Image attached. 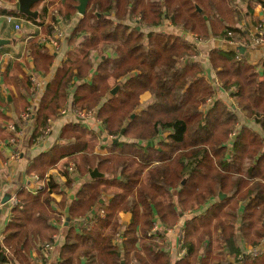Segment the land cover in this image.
<instances>
[{"label": "trees", "instance_id": "16d2710c", "mask_svg": "<svg viewBox=\"0 0 264 264\" xmlns=\"http://www.w3.org/2000/svg\"><path fill=\"white\" fill-rule=\"evenodd\" d=\"M79 1L49 0L39 22L22 15L42 28L27 47L36 71H47L53 64L41 33L53 38L59 21L69 22L75 16ZM239 4L249 12L264 1H89L69 46L85 35L89 38L68 54L46 89L33 136L45 135L49 122L61 116L72 86L76 89L73 110L93 113L100 100H107L98 117L114 139L107 156H99L94 154L96 137L81 124L69 125L64 130V136L74 139L69 154L53 150L29 170L44 176L69 155L64 167L74 163L81 176L95 168L107 174V180L85 185L72 205L73 218L94 213L87 229H69L58 264H120L122 260L126 264H264V255L251 259L241 247L255 248L264 239V137L240 127L231 140L237 116L217 98L195 48L196 42L210 39L236 45L246 41L247 32L240 29L246 11ZM166 27L174 33L165 32ZM237 46L234 53L212 50L209 64L224 93L264 134V63L251 65ZM93 53L101 62L91 83H71L90 76ZM4 81L19 91L32 92V82L19 79L17 71L9 69ZM116 87L117 95L110 97ZM146 94L152 102L142 107L141 97ZM4 105L0 100V107ZM59 192L52 179L38 196L24 190L17 194L19 202L0 239V264H32L33 242L41 248L54 241L59 220H53V202ZM103 192L113 197L106 207L101 206ZM207 206L186 221L184 257L172 260L161 247L153 261L148 258L154 237L148 234L156 224L163 230L174 228L186 213ZM126 214L131 221L123 224L120 218Z\"/></svg>", "mask_w": 264, "mask_h": 264}, {"label": "crops", "instance_id": "0c3cea01", "mask_svg": "<svg viewBox=\"0 0 264 264\" xmlns=\"http://www.w3.org/2000/svg\"><path fill=\"white\" fill-rule=\"evenodd\" d=\"M61 1L62 0H54L55 3H60ZM48 2L49 0H46L36 10L39 15L38 18L34 20H37V22H39L40 15L43 14V11L48 6ZM259 14L260 17H257V19L261 22L255 21L252 23L250 18H248L249 22H246L244 19V21L240 23V29L245 27L246 31L252 34V36H256L257 34L260 35L259 29H264V27L258 25L257 22L264 25V14ZM8 17H11L13 21L8 22ZM82 18L83 17L76 12L71 21H61L59 23V27L64 31V38L63 41L59 43L58 47L51 45L52 37L41 33V43L46 47V54L53 56V64L49 70L39 72L35 70L31 51H29L27 47L29 42L37 34H40L42 28L38 23H33L22 16L19 12L17 0L16 4L8 0H0V39L9 41L8 45L0 48V100L5 103L4 106L0 107V111L4 116L3 120L0 119V239H3L5 228L10 221L11 210L13 208L12 201L17 199V194L24 190L33 196H38L40 194V191H37L38 186L43 190L48 184V181L54 179L59 185L60 192L54 195L55 202H53V208L56 217L54 216L53 220L57 219L59 223L56 225L58 233L54 235V241L51 243L54 245V250L49 254L50 256L47 258V264H58L59 251L65 245L66 235L69 229L82 232L89 227V218L94 213V210L87 217L77 216L73 218L70 215L71 207L77 201L79 193L85 185L91 184L99 179L107 180V174L95 168L99 176L93 179L90 173L86 176H81L77 169L74 172H70L68 169L70 166H74V163H70L71 165L67 168L64 167L69 155L60 160V162L53 166L44 176L30 174L29 170L39 157L50 154L53 150L69 154L71 143L74 142V139H70L66 137V135L64 136V130L69 125L81 124L83 128L87 129L89 133L96 137L97 145L94 154L99 156H107L108 148L114 139L112 136L107 135V126L98 117L100 108L107 100H100L96 104L93 113L81 118L79 116L80 111H76V109L73 110L74 93L76 89L72 88V86L69 87L71 93L67 102V108L62 111L61 116L49 122V132H45V135L43 133L37 138L33 136L39 128L38 113L46 89L57 77L59 69L67 60L68 54L80 49V45L89 38L88 35H85L80 38L76 44L69 46V38ZM47 20L48 24L49 19ZM17 25L19 26L18 30L16 29ZM189 40H192V38L189 37ZM195 48L205 68L206 78L214 86L217 98L224 100L233 108L237 116L236 126L241 128L247 127L261 137H264L262 128L254 121L245 118L244 113L236 108L232 98L224 93L216 74L211 70L209 64V55L212 50L218 49L224 53H234L239 47L229 41L210 39L206 42L198 43ZM243 55L248 63L260 67V65L264 63V45L251 47L246 50L244 49ZM92 60L94 68L90 76L84 81H77V79H74L71 83L76 82L78 85H81L83 82L91 83L96 73L97 66L101 62L97 53L92 54ZM9 69H11V71H17L19 73V79H23L24 77L28 78L30 83L31 75L35 76L41 88L37 89L32 84V92H25L23 89L19 91L15 86H7L4 81V74ZM259 70L261 69L259 68ZM109 96L113 97L111 92ZM151 102L152 97L150 95L146 94L141 97L142 107H145ZM123 141L128 143H140V146H144V142L136 140L127 141L123 139ZM153 143L154 145H151L157 148L158 140H155ZM63 172L69 174V177H65ZM35 177H38L40 181L37 182ZM68 181L71 182L70 185H67ZM102 196L104 200L101 202V206L106 207L113 197L105 192L102 193ZM208 208L209 206L198 212H205ZM198 212H194L193 214L197 216L200 214ZM60 219H62L61 224ZM187 220L189 219L185 216L180 219L179 223L174 228L166 230L162 229L160 223L156 224L159 234L154 236L152 238L153 241L149 244L148 258L150 260L153 261L155 259L161 247L171 255L172 260L181 259L179 256L181 250L180 241L182 235H184ZM130 221L131 215L129 214L123 215L120 218V222H124L123 224H128ZM261 243L262 242H260V244ZM241 247L245 255L247 252L256 248L247 247L246 245H241ZM41 248H39L38 243L33 242V248L30 252L32 264H36L34 261H37V258L41 255ZM229 262H233L232 258H229Z\"/></svg>", "mask_w": 264, "mask_h": 264}, {"label": "built area", "instance_id": "2783aa9c", "mask_svg": "<svg viewBox=\"0 0 264 264\" xmlns=\"http://www.w3.org/2000/svg\"><path fill=\"white\" fill-rule=\"evenodd\" d=\"M8 22H12L13 19L11 17H8L7 18ZM59 27V25H58ZM16 29L18 30L19 29V26L17 25L16 26ZM63 38H64V34L58 30L57 28V33L54 35L52 41H51V45H53L54 47H58L59 43L63 41ZM245 46H249V47H255V46H260V45H264V36L263 34H260L258 35L257 37H254L251 39V42L249 43V41H247V43L244 44ZM244 46V47H245ZM31 82L32 84L37 88V89H40L41 88V85L40 83L38 82V80L36 79L35 76L31 75ZM81 118L83 117H86L85 115H79ZM237 128V132H234L233 134H231V140L233 141L239 134V130H240V127L236 126ZM49 132V130L47 131ZM70 172H74L75 169H74V166H72L70 169H69ZM36 181L39 182V178L38 177H35ZM42 188L40 186H38V190L37 191H41ZM12 204H13V207L16 206L18 204V201L17 199H14L12 201ZM101 214H103V212H101ZM158 233V230L157 228H153L151 233L148 234L149 236H156V234ZM182 237H184V235H182ZM54 250V245L53 244H47L45 245L44 247L41 248V254H46V255H49L52 251ZM246 255L251 258V259H257L261 256L264 255V242H262L258 247H256L255 249L251 250L250 252H247ZM44 258L46 259L44 261L45 264H47V256H44Z\"/></svg>", "mask_w": 264, "mask_h": 264}, {"label": "rangeland", "instance_id": "374dc122", "mask_svg": "<svg viewBox=\"0 0 264 264\" xmlns=\"http://www.w3.org/2000/svg\"><path fill=\"white\" fill-rule=\"evenodd\" d=\"M264 1V0H263ZM239 6H241V8H245V6L244 5H242V4H239ZM245 13H246V17L244 18L245 19V21L246 22H249V20H248V18H250L251 20V22L252 23H254L255 21H259L258 19H257V17H260V14L259 13H263L264 14V4L263 5H255L254 6V8L252 9V10H250L249 12H248V10L245 8ZM78 12V11H77ZM259 14V15H258ZM244 19L242 20V21H244ZM263 19H264V16H263ZM61 21H59V23H60ZM259 22H261V21H259ZM259 22H257L258 23V25H261V26H263L264 27V25L263 24H261V23H259ZM242 30H244V31H246V29H245V27H243V28H241ZM58 30H60L63 34H64V31L60 28V27H58ZM165 32H167V33H174V32H172L171 31V29L169 28V27H166L165 29ZM167 30H170V31H167ZM262 31H264V29H259V34H263L264 32H262ZM247 32V39H246V41H240L239 42V44L237 43V45H239L241 48H243V49H248V48H251V47H249V46H245L244 44L245 43H247V41H249V43L251 42V39L252 38H254V37H257L258 36V34L256 35V36H252V34H249V32L248 31H246ZM192 38V37H191ZM187 39L189 40V36H187ZM192 40L194 41V39L192 38ZM196 42V41H195ZM198 43H200V42H196V44H195V47H196V45L198 44ZM236 45V44H235ZM245 46V47H244ZM213 98V97H212ZM209 105V104H208ZM229 106V105H228ZM231 106V105H230ZM91 113H85V112H80L79 113V115H85V116H88V115H90ZM236 125V124H235ZM234 132H237V128L235 127V129H234V131H233V133ZM232 133V134H233ZM229 146V145H228ZM229 148H230V146H229ZM72 166H70L69 167V169L71 168ZM68 169V170H69ZM75 169V168H74ZM194 212H188V213H186V217L190 220V219H192L193 217H195L196 215H194L193 214ZM198 213H200V212H198ZM191 214H193V215H191ZM199 215V214H198ZM184 216V217H185ZM183 217V218H184ZM154 228H156V225L154 226ZM156 234V233H155ZM180 236V235H179ZM184 237H181V241H180V247H181V250H180V253H179V256L180 257H184V255L186 254V250H184L183 249V244H184V239H183ZM264 241V239L263 240H261V242H263ZM117 243H120L121 241L117 238V241H116ZM44 244V243H43ZM40 252H41V250H40ZM44 256H47L48 258H49V256L50 255H46V254H41L38 258H37V261H34V263L36 262V264H45L44 263V261L46 260L45 258H44ZM233 260V262H230V263H234V259H232ZM125 264H126V262H125Z\"/></svg>", "mask_w": 264, "mask_h": 264}, {"label": "water", "instance_id": "95a60500", "mask_svg": "<svg viewBox=\"0 0 264 264\" xmlns=\"http://www.w3.org/2000/svg\"><path fill=\"white\" fill-rule=\"evenodd\" d=\"M45 1L46 0H17L19 12L26 17L37 19L39 13L37 11H33L32 8L34 5L38 3H44ZM89 1L90 0H80L79 1V5L77 6V11L80 16L82 17L85 16ZM8 44H9V41L0 39V48ZM240 53L244 54L243 48H240ZM118 91H119V87L114 88L111 91V95L113 96L117 95ZM90 175L93 179L99 176L97 170L91 171ZM120 264H125V261L122 260Z\"/></svg>", "mask_w": 264, "mask_h": 264}]
</instances>
